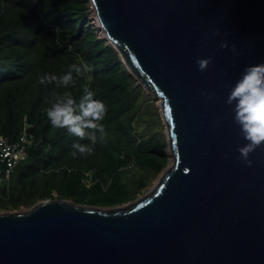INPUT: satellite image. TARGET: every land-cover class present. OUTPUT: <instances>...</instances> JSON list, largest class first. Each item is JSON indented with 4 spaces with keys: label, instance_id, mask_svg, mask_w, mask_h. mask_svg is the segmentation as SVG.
<instances>
[{
    "label": "water",
    "instance_id": "95a60500",
    "mask_svg": "<svg viewBox=\"0 0 264 264\" xmlns=\"http://www.w3.org/2000/svg\"><path fill=\"white\" fill-rule=\"evenodd\" d=\"M90 6L128 70L159 99L172 165L122 205L54 198L0 212V264H264V144L248 165L226 103L245 65L264 62V0ZM207 56L201 70L197 58Z\"/></svg>",
    "mask_w": 264,
    "mask_h": 264
},
{
    "label": "trees",
    "instance_id": "16d2710c",
    "mask_svg": "<svg viewBox=\"0 0 264 264\" xmlns=\"http://www.w3.org/2000/svg\"><path fill=\"white\" fill-rule=\"evenodd\" d=\"M91 16L90 0H0V139L12 147L22 143L26 152L10 168L0 147L3 211L54 198L98 207L125 204L169 164L164 136L138 134L144 87L120 53L98 37ZM74 62L90 66L84 75L74 73L75 84L39 82L40 75H61ZM85 85L106 105L105 127L95 130L92 152L74 155V140L91 141L53 126L46 110L65 90L79 99ZM132 168L137 176L125 181Z\"/></svg>",
    "mask_w": 264,
    "mask_h": 264
},
{
    "label": "clouds",
    "instance_id": "9594fccd",
    "mask_svg": "<svg viewBox=\"0 0 264 264\" xmlns=\"http://www.w3.org/2000/svg\"><path fill=\"white\" fill-rule=\"evenodd\" d=\"M95 22L98 23L97 19ZM97 31H102L100 25L97 26ZM102 39L107 40L113 46L106 35ZM221 46L227 48L229 47V42L222 40ZM231 47L233 51L236 50L235 43ZM113 48L115 47L113 46ZM212 59L213 57L211 56L198 57L197 64L201 70H204ZM89 71L90 66L87 63L74 62L61 75L56 73L40 75L39 82L44 84L55 81L57 85L66 87L69 84L76 83L74 73L75 76H81ZM88 78L90 79L91 77ZM207 94L210 97L214 95L211 92ZM226 103L232 106L234 123L238 126L241 136L246 141L238 146V151L241 158L248 165H251L253 160L249 158L250 154L258 146L264 144V62L245 65L234 83L229 85ZM106 111L107 108L104 101L95 98L93 91L89 90L87 85H85L84 92L79 99L74 97L69 90L55 95L51 105L46 110L53 126L58 128L66 127L70 134L81 139L87 138L91 141V143H82L80 140H74L72 144L74 155L77 152L89 153L94 150L93 145L97 139L95 130L98 129L103 133L105 126L102 121Z\"/></svg>",
    "mask_w": 264,
    "mask_h": 264
},
{
    "label": "rangeland",
    "instance_id": "374dc122",
    "mask_svg": "<svg viewBox=\"0 0 264 264\" xmlns=\"http://www.w3.org/2000/svg\"><path fill=\"white\" fill-rule=\"evenodd\" d=\"M91 18L93 19V21H92L93 26H95L97 28V26L99 24L95 22L96 19H94L95 18L94 13L91 16ZM97 34H98V37H100V38H103L105 36V33L103 31H99V32L97 31ZM121 57H122V61H123V56L121 55ZM145 91H146L148 96H146V100L143 102L144 104H143L142 115H141V117H139L140 120L138 119L139 120L138 126H137L138 134L140 136L148 137L151 134L158 132L162 136L165 137L167 144H168L167 124H166V121L164 119L161 106L159 104L160 101L157 97H155V95L151 91H148L146 89H145ZM166 153L169 156V164L167 166H171L172 162H173V158H172V154H171V151L169 148V144H168V148L166 150ZM137 174H138V171L136 170V168H132V169H130L124 173V179H125V181H131V178H135L137 176ZM162 174L163 173H161L156 179H154L152 181V183L148 187H146L145 191L140 193L139 197L145 195L149 190H152L155 187L157 181L162 176ZM32 207L33 206H29V207L23 206L19 210L27 211ZM15 210H11V211H15ZM2 211L3 210L0 209V212H2Z\"/></svg>",
    "mask_w": 264,
    "mask_h": 264
},
{
    "label": "built area",
    "instance_id": "2783aa9c",
    "mask_svg": "<svg viewBox=\"0 0 264 264\" xmlns=\"http://www.w3.org/2000/svg\"><path fill=\"white\" fill-rule=\"evenodd\" d=\"M22 140H24V138H22ZM21 144L22 143H17L15 146L12 147L8 144L6 140H4L3 138L0 139V147L2 148L1 155H3L4 158L8 161L10 168H12L11 163L16 164V162L26 153L24 147ZM9 175L10 170L6 172V176L9 177Z\"/></svg>",
    "mask_w": 264,
    "mask_h": 264
}]
</instances>
